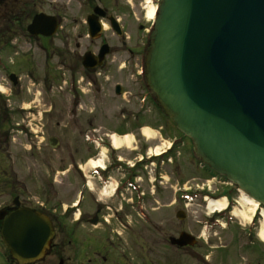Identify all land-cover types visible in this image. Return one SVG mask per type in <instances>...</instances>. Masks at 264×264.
Listing matches in <instances>:
<instances>
[{
  "label": "flooded vegetation",
  "instance_id": "flooded-vegetation-1",
  "mask_svg": "<svg viewBox=\"0 0 264 264\" xmlns=\"http://www.w3.org/2000/svg\"><path fill=\"white\" fill-rule=\"evenodd\" d=\"M45 1V11L35 13L33 5L29 8V23L25 26L20 9L8 8L9 1L0 0V31L6 30L0 36V72H4L2 81L9 87L7 91L0 80V264H139L128 258L123 247L129 246L130 235H136L134 238L141 240V250H145L144 235L148 232L141 231L143 236L135 233L136 224L143 223L158 235L160 226L146 214V203H157L150 198L159 194L155 193L159 190L154 184L158 181L156 163L170 154L147 158L146 146L116 149L110 138H100L96 129L91 136L86 135L83 147H73L78 128L66 125L65 118L67 114L70 118L77 115L82 108L79 100L89 96L88 87L93 92H112L117 96L132 94L127 90L131 86L146 95L151 91L146 65L156 18L150 19L148 13L156 8L157 17L161 0ZM39 14L56 19L54 35H33L28 31ZM18 38H28L35 48L43 50L44 62L39 63L38 57L19 56ZM7 49L17 57L8 58L10 61L3 58ZM51 55L58 58L56 69L50 66ZM55 86L58 106L51 102L44 106L26 104V95L35 96V88L43 87L47 94ZM69 95L72 98L66 104ZM66 154L77 173L75 185L70 181L65 184L66 170L57 168L64 164ZM86 155L85 163H77ZM89 158L101 162L102 167L86 172ZM210 174V180L219 177ZM158 176L163 179L160 173ZM231 187L224 192L227 209L220 216L223 219L232 215L235 205L242 206L234 198L240 193L238 188ZM108 189L109 202H103L100 195ZM67 193L73 199L68 207ZM207 193L215 200L222 198L216 192ZM262 211L264 207L260 206L250 227L229 218L227 226L220 224L228 233V240L220 238L218 246H210V239L206 238L209 248L205 249L195 248L198 237L194 246L178 245L180 236L190 233L182 229L176 238V228L171 224L172 234L165 233L169 259L176 252H185L199 264H242L239 257L246 254L249 264H264V242L259 238L257 225L264 221ZM180 212L175 218L181 224L187 215L183 212L185 219L180 220ZM25 213L47 219L54 230L44 256L30 263L19 262L5 240L6 235L14 234L9 226ZM166 219L168 224L172 217ZM212 255L215 259L210 260Z\"/></svg>",
  "mask_w": 264,
  "mask_h": 264
},
{
  "label": "water",
  "instance_id": "water-1",
  "mask_svg": "<svg viewBox=\"0 0 264 264\" xmlns=\"http://www.w3.org/2000/svg\"><path fill=\"white\" fill-rule=\"evenodd\" d=\"M56 26L39 14L28 31L52 36ZM146 79L202 163L264 207V0H161ZM10 227L5 240L21 263L41 259L54 236L36 214Z\"/></svg>",
  "mask_w": 264,
  "mask_h": 264
},
{
  "label": "rangeland",
  "instance_id": "rangeland-1",
  "mask_svg": "<svg viewBox=\"0 0 264 264\" xmlns=\"http://www.w3.org/2000/svg\"><path fill=\"white\" fill-rule=\"evenodd\" d=\"M7 1H9L8 8L20 9L22 14L21 18L25 26L29 23V19L27 18V13H29L30 10L29 8L33 5L35 13L45 11L47 2L45 0ZM5 31H0V36L5 35ZM18 40L20 43L17 45L18 48L16 52L19 56L38 57L40 59L39 63L44 62L43 58H45V56L43 50L35 48V44H31L28 38H18ZM53 49L57 50L56 46H53ZM53 49L50 50L54 51ZM8 50L9 49H7V52L2 53L1 56L3 58L10 61L8 58L17 57L14 56V51H12V53ZM48 59L50 66L56 69L58 62L57 56L51 55L48 56ZM52 72L57 71L53 70ZM4 77V72H0V80L2 83L4 82L2 81ZM116 81L117 79H114V83ZM4 84V88L8 91V85H6L5 82ZM31 88L33 87L31 86ZM87 89H89V91H86L87 93L89 92V96H83V98L81 97V100H79L82 108L79 109L77 115L70 118L67 114L65 118L66 125H69V127L76 125L78 128V131L76 128H73V131L74 129L77 131V135H74L77 137L70 135L71 138H74L72 143L73 147H78V144L83 147L86 144V135L91 136V134H93V129H96L97 135L102 139H105L107 136L110 138L112 134H116L120 137L123 134L131 135L133 137V144L131 147L142 148L146 146V152L150 153L149 156L146 155L147 158L155 156L157 150H161L164 154L165 152H169L168 148L172 149L167 159H163L156 163L158 181L154 184H157L159 190V192L155 193L159 194H155L152 197L150 196V198H155L157 203H146L148 211L146 214L157 220V225L160 226L158 235L153 233L154 231L147 225L143 223L136 224L137 230L135 233H139V235L142 234L141 231H146L148 233L144 235V238H146L145 250H141V240L134 238L136 235H130L128 239L129 246L124 245L123 251L126 250L125 253L131 261L132 259L137 260L139 264H199L197 260L194 261L188 258L184 254L185 252H176L172 254L171 260L169 259V252L166 250L168 244L165 240V233L168 235L172 234L169 229L171 228V224L176 228V238H178L182 229L189 232L194 237H198V243L195 246V248L198 249L209 248L204 241L206 238L210 239V246H218L220 238L223 241L228 240V233L223 231L220 224L227 226L230 221L229 218H233L247 227L251 226V221L243 220L234 215L235 210L246 212L242 206L239 207L235 205L234 210H232V215H228L225 219L220 217L222 214L213 215L210 213L208 204L213 198H208V196H212L207 195L208 190L210 194L216 192V194H221L222 197L225 198L227 193L224 192L231 189L232 185L228 183L227 180L220 179V177H215L214 180H210L212 176L210 174L211 172H208L207 167L203 165L193 142L180 134L173 121L163 113L151 91L146 95L142 92H138L136 87L131 86L127 88V90L132 94L125 93L123 96H117L112 92L103 94L98 91H91L90 87ZM34 91L36 92L35 96H33L34 94L26 95V100L28 99L26 102L27 105L39 104L40 106H44L45 104L50 105L49 102H51L58 106L57 86L53 88V92L47 94L44 92L43 87L35 88ZM67 98L66 104L70 103L72 97L69 95ZM48 107L49 106H47V108ZM92 111L93 113H91ZM56 116H58V114H56ZM144 127L153 130L155 132V138L152 140L145 138L142 134V129ZM82 153L83 152H81V154ZM87 156L88 155L81 157V161L77 163H85L86 159H88ZM78 159H80L79 156H77V160ZM91 160L92 158H89L88 162ZM72 165L67 154L64 164L57 165V168H60L61 171L66 170L65 184L67 185L68 181H70L72 185L76 183L74 179L77 177V173L76 170L72 168ZM88 169L89 166L85 169L86 172ZM152 170H155V167H152ZM159 173L162 175L163 179H159ZM68 195L69 193H67V196ZM110 195L111 191L108 189L106 193H101L100 196L103 202H109ZM234 198L238 199L241 203L242 196L240 194L234 196ZM72 200L71 195H69L66 202L67 207L71 204L70 201ZM174 202H176V205H173ZM87 206L89 207L90 203H87ZM180 211L185 212L187 215L186 220L183 221V223L181 222V224L180 221L175 218L176 213ZM168 217H172V220L167 224L165 222H167L166 218ZM251 219L253 221L254 217ZM257 225L259 228L262 226L259 222ZM151 227H154V225ZM152 234H155V236ZM151 249L156 251L150 252ZM213 259H215L214 255L210 257V260ZM230 259H234V256H230ZM239 261L242 264H249L250 257L243 254V258L239 257Z\"/></svg>",
  "mask_w": 264,
  "mask_h": 264
},
{
  "label": "bare ground",
  "instance_id": "bare-ground-1",
  "mask_svg": "<svg viewBox=\"0 0 264 264\" xmlns=\"http://www.w3.org/2000/svg\"><path fill=\"white\" fill-rule=\"evenodd\" d=\"M148 16L150 19L154 20L156 18L155 17L156 8H151L148 13ZM142 134L148 140H152L153 138H155V132L148 127H144L142 129ZM111 140H112L114 148L116 149H121L123 146H126V148L130 149L133 143V137L131 135H124L120 137L116 134H112ZM161 153H162L161 150H157L155 155L159 156ZM89 167L90 168L102 167V164L101 162H95L92 160L89 163ZM241 205L246 210V212L235 210L234 212L235 217H240L241 219L248 220L249 222L252 221L251 218H253L254 215L260 209L259 204L255 202L254 200H252L251 198H249L248 196H246L245 194H242ZM225 207H226V201L224 199L218 200V201H215V200L209 201V204H208L210 213L221 212L225 210ZM262 216L264 219V211H262ZM259 238L264 242V221L259 231Z\"/></svg>",
  "mask_w": 264,
  "mask_h": 264
},
{
  "label": "trees",
  "instance_id": "trees-1",
  "mask_svg": "<svg viewBox=\"0 0 264 264\" xmlns=\"http://www.w3.org/2000/svg\"><path fill=\"white\" fill-rule=\"evenodd\" d=\"M5 8V7H4ZM209 171V170H208Z\"/></svg>",
  "mask_w": 264,
  "mask_h": 264
}]
</instances>
